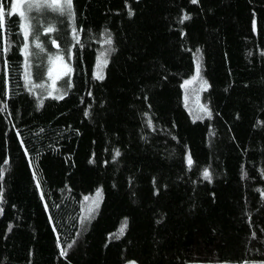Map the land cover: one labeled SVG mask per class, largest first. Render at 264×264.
Here are the masks:
<instances>
[{
	"label": "trees",
	"instance_id": "1",
	"mask_svg": "<svg viewBox=\"0 0 264 264\" xmlns=\"http://www.w3.org/2000/svg\"><path fill=\"white\" fill-rule=\"evenodd\" d=\"M73 10L63 99L29 91L20 29L0 55V264L264 262V0ZM197 62L211 112L200 119L182 86Z\"/></svg>",
	"mask_w": 264,
	"mask_h": 264
},
{
	"label": "snow or ice",
	"instance_id": "2",
	"mask_svg": "<svg viewBox=\"0 0 264 264\" xmlns=\"http://www.w3.org/2000/svg\"><path fill=\"white\" fill-rule=\"evenodd\" d=\"M193 4L197 3L198 0H191ZM18 14L19 19L15 22L11 21V16ZM131 15V13H129ZM6 15L8 20L6 22ZM67 16L69 20L73 21L72 35L73 38L78 42V31L74 24L75 12L73 10V0H0V55L6 56L12 49V43L10 37L13 34V29L18 28L20 31L16 32V36L19 38L22 44L20 51L24 55V80L26 86L29 87V91L33 88H45L47 90V96L54 99H63L67 95L66 91L62 89L70 88L72 86L71 75L73 73V68L70 66L69 62L65 60V55L61 54L59 51L56 53L46 54V42H41V33L44 35L52 34L56 32V26L52 24V20L58 19V17ZM190 19L189 16L185 15L181 23L184 20ZM82 31V29H81ZM51 45L59 49V44H57V39L51 40ZM105 43L111 44V39L105 41ZM37 50L35 53L32 49ZM197 52L199 50L197 49ZM46 54L48 67L46 68L48 79L51 80V85L47 86L45 84H33L32 77L33 73L31 71L32 65L29 63L32 55ZM70 59V57H69ZM107 60H100L98 58L96 64V70L93 75L95 79L103 80L104 75L102 68L106 65ZM5 67H7V60L4 61ZM200 65L197 62L196 65V75L192 77L191 80H185L184 85L186 86L193 83L199 76ZM67 77L64 80V84L61 88H56V81ZM201 87L207 88L208 84L206 80L201 81ZM50 88V90H48ZM57 93L55 96L53 93ZM39 106H43V99L39 101ZM5 108L7 105L4 106ZM201 110L206 112V115L211 116V112L207 111L206 108L201 106ZM85 115H88L86 112ZM201 117L196 116L194 119H200ZM151 124V121H149ZM119 151L116 152V156H119ZM5 164L8 163L7 160L4 161ZM188 165H192L191 157H188ZM4 169L0 168V181L4 178ZM203 178L205 180H211V175L207 169L203 171ZM2 186H0V201H2ZM100 196V191L97 190L96 197L91 201V205L88 208V217H82L84 219L90 218L95 207H98V198ZM89 200L88 197L84 198ZM3 209L0 208V214H2ZM127 226V219L123 221L121 228L119 229V234L123 235L124 230ZM11 230V226L9 227ZM254 235V234H253ZM119 238V237H117ZM71 245H69V248ZM65 250H61V256H66Z\"/></svg>",
	"mask_w": 264,
	"mask_h": 264
},
{
	"label": "rangeland",
	"instance_id": "3",
	"mask_svg": "<svg viewBox=\"0 0 264 264\" xmlns=\"http://www.w3.org/2000/svg\"><path fill=\"white\" fill-rule=\"evenodd\" d=\"M53 25L56 26V32L48 35H44L41 33V42H46V54L47 53H56L59 51L61 54L65 55V60L69 62L70 66L73 68L72 65V57H73V46L76 39L73 38L72 35V27H73V21L69 20L67 16L64 17H58L56 20L51 21ZM57 39V44H59V49L51 45L52 39ZM32 51L35 53L37 50L34 48ZM46 54H40V55H32L30 58L29 63L32 65L31 71L33 73L32 77V83L33 84H45L46 87L51 85V80L48 79L46 68L48 67L47 64V58ZM70 57V59H69ZM103 57V56H102ZM100 58V60H103V58ZM73 74V73H72ZM196 75V71L193 76ZM201 71L199 72V76L197 79L189 84L186 85L184 88V100L186 102V105L191 112V114L196 117H203L206 115L205 111L201 110V106L208 109V105L206 101L203 98L204 91L207 90V88L201 87V81L205 80L203 76H201ZM72 77V75H71ZM67 79V77L59 79L56 81V88H61V86L64 84V80ZM192 79V78H191ZM190 79V80H191ZM208 84V82H207ZM50 90V88H48ZM68 88L62 89V91H67ZM33 91L35 94H40L43 96H47V90L45 88H33ZM57 93H53L55 96ZM93 199H97L96 194L89 197L88 204L86 206V213L85 217L89 216L88 208L91 205V201ZM100 201V196L98 198V205ZM96 208V207H95ZM126 264H138L135 260H130ZM189 264H264V262H250V263H229V262H214V263H205V262H192Z\"/></svg>",
	"mask_w": 264,
	"mask_h": 264
}]
</instances>
